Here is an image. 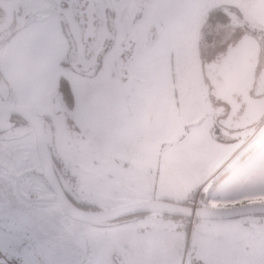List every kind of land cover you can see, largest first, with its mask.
I'll use <instances>...</instances> for the list:
<instances>
[{
    "label": "snow or ice",
    "instance_id": "obj_1",
    "mask_svg": "<svg viewBox=\"0 0 264 264\" xmlns=\"http://www.w3.org/2000/svg\"><path fill=\"white\" fill-rule=\"evenodd\" d=\"M0 264H264V0H0Z\"/></svg>",
    "mask_w": 264,
    "mask_h": 264
}]
</instances>
